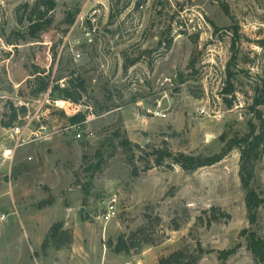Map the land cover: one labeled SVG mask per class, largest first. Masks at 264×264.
I'll use <instances>...</instances> for the list:
<instances>
[{"label": "rangeland", "instance_id": "374dc122", "mask_svg": "<svg viewBox=\"0 0 264 264\" xmlns=\"http://www.w3.org/2000/svg\"><path fill=\"white\" fill-rule=\"evenodd\" d=\"M37 1L0 0V154L15 145L11 108H26L13 124L27 136L47 132L15 149L11 185L0 176V264H159L200 247L195 264H221L218 251L235 245L227 264H261L241 231L264 236V204L251 224L238 148L192 171L156 166L152 152L213 155L259 123L264 0H55L31 35ZM157 106L166 117L136 116ZM252 185L264 197V147ZM56 222L72 241L43 249Z\"/></svg>", "mask_w": 264, "mask_h": 264}, {"label": "trees", "instance_id": "16d2710c", "mask_svg": "<svg viewBox=\"0 0 264 264\" xmlns=\"http://www.w3.org/2000/svg\"><path fill=\"white\" fill-rule=\"evenodd\" d=\"M56 5L55 0H38L34 6V12L38 14L37 19H32L29 24V32L31 35H35L43 28L42 18L54 9ZM49 22V21H48ZM47 22V23H48ZM169 46V44H168ZM49 87L48 82L39 87V91H46ZM68 87L60 88L58 84L51 86V92L59 91L60 94L67 100L77 102L80 97V92H76L75 96ZM264 104V95H258L252 105L250 106L253 117L259 121L256 123L254 120H249L248 131L243 135H236L230 142L222 148L221 152L213 155H200V154H188L184 152L174 153L167 148H158L153 150V163L156 166L164 164L165 159L169 158L172 164L180 166L185 171H192L200 167L211 166L220 161L233 147H237L239 150V176L243 189L245 190V205L248 212L249 222L251 224L256 222L258 208L264 204V197L258 192L252 185L255 178V165L260 160L263 154L264 143V114L259 109V106ZM25 107L11 108L9 114V120L3 122L4 127H10L14 121L18 118V112L24 113ZM69 122L72 124L82 122L84 116L80 114L69 117ZM122 144L127 145L128 140H122ZM172 164H168V167H172ZM228 217V214H225ZM139 228L137 231H140ZM241 234L246 236L247 248L253 254L257 262L264 264V236H259L254 230L245 228L241 231ZM72 237L69 232L62 228L61 222H56L51 225L49 233L42 243V248L46 249L49 243H54L56 247H61L70 244ZM145 242L149 243L150 239H146ZM130 246H127L125 242L120 241L116 247V251H128ZM238 249V245H235L229 249H223L218 251V258L221 264H227L228 258L233 255ZM202 248L194 254L186 255V252L182 249L176 250L170 253L167 257H163L159 260V264H195L199 259Z\"/></svg>", "mask_w": 264, "mask_h": 264}, {"label": "built area", "instance_id": "2783aa9c", "mask_svg": "<svg viewBox=\"0 0 264 264\" xmlns=\"http://www.w3.org/2000/svg\"><path fill=\"white\" fill-rule=\"evenodd\" d=\"M142 113H137V117H143L149 115L151 117H166V114L157 108H141ZM201 113H204L205 110L201 109ZM26 130H28V126H19L17 124H13L9 127L8 131L10 133V137L12 140H15V145L12 149H4L0 154V176L4 174L3 179L7 180V184L11 185L12 183V173H11V166L14 157L15 149L21 146L25 142V138L27 137L32 139L42 138L43 135H47L46 127L40 126L39 129L35 131H30L29 135L27 136ZM46 132V133H45ZM77 137H80V134H77ZM5 166H7L5 168ZM6 169V170H5ZM5 170V172H4ZM117 215V198L112 197L108 200L104 207V212L101 215V220L104 223L109 222ZM5 214L1 215V220L5 219Z\"/></svg>", "mask_w": 264, "mask_h": 264}]
</instances>
